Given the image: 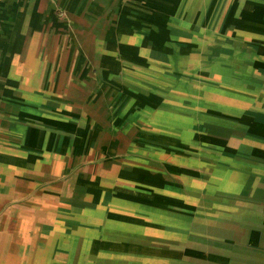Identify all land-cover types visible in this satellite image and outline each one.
<instances>
[{
	"label": "rangeland",
	"instance_id": "rangeland-1",
	"mask_svg": "<svg viewBox=\"0 0 264 264\" xmlns=\"http://www.w3.org/2000/svg\"><path fill=\"white\" fill-rule=\"evenodd\" d=\"M198 3L201 9L195 14H189L186 1L185 8L178 9L180 19L191 22L181 26L168 22L170 11L166 8L161 34L154 33L162 46H166L171 33L180 35L181 49L195 53L193 57L181 58V71H172L173 65L166 58L164 66H158L161 73L151 72L158 76L156 84L180 80L181 92L188 93L183 83L190 81L202 97L210 92L205 103L207 119L197 121L199 128L210 129L207 135L200 132L195 137L189 132L177 135L157 122L137 121L139 117L134 113L151 106L147 99L143 104L142 98L151 94L154 107L160 103L157 100L162 93L155 95L149 88L148 95L138 94L137 91L146 90L141 85L146 84L145 79L135 83L133 90L130 85L124 87L123 94H127L124 106L132 118L96 121L99 135L85 137V167L96 162H100L98 167L103 164L97 171L104 180L98 181L95 176L86 179L81 187L68 186L70 196L95 195L96 201L102 202L109 195L118 200L115 222L110 226L113 236L108 238L94 226L100 222L99 216L87 223L74 220L84 216L78 208L90 207L95 199L46 202L40 198H49L45 194L51 190L58 192L61 186L38 184L37 200L28 201L30 208L36 205L37 225L28 230L29 225L22 223L19 248L16 242L12 249L7 246L5 256L18 254L19 264H264V0H198ZM135 10L140 12L139 4ZM154 29L149 24V31ZM191 32L197 38L183 36ZM136 56L127 59L135 65L140 60ZM220 82L228 89L218 90ZM209 83L213 86L211 91ZM242 87L246 88V98L254 95L255 98L244 105L227 103H236L230 96L231 90ZM181 109L183 115L189 113L187 107ZM192 113L191 116L204 118L198 110ZM109 122L110 128L119 127L118 131L104 129ZM109 144L117 147L116 157L132 158L113 161L114 154L110 153L111 161L103 163L108 159L96 151L99 146L103 149ZM90 149L95 152L93 155L88 152ZM123 166L126 174L119 173ZM158 170L163 175L158 177ZM52 173L54 182L68 172ZM220 178L229 181L228 186L214 182ZM139 210L151 212L155 217L142 212L138 215ZM101 213L104 216L105 211Z\"/></svg>",
	"mask_w": 264,
	"mask_h": 264
},
{
	"label": "crops",
	"instance_id": "crops-1",
	"mask_svg": "<svg viewBox=\"0 0 264 264\" xmlns=\"http://www.w3.org/2000/svg\"><path fill=\"white\" fill-rule=\"evenodd\" d=\"M185 1L189 14L201 9L198 0ZM185 1L0 0V264H19L18 254L5 256L3 251L7 246L14 248L15 242L16 248H19L22 223L29 225L28 230L33 225L36 227V205L30 208L28 201L37 200L38 184L55 183L61 186L57 188L58 192L51 190L46 193L49 198H40L46 202H68L70 199L84 202L95 199L90 207L78 208L84 216L74 220L87 223V220L99 216L100 222H95L94 226L109 235L108 238L113 236L110 226L115 222L118 200L109 195L102 202H97L98 197L95 195L70 196L68 186L74 184L81 187L86 179L95 176H98V181H102L101 172L97 170L103 164L98 167L100 162H91L94 164L85 167V137L99 135L100 126L94 123L96 121H109L112 118L116 122L132 118L124 106L126 102L123 98L127 95L123 94L124 87L130 85L133 90L136 84L145 79L146 84L141 85H145L146 90L137 91L138 94L148 95L149 88L155 95L162 93L157 100L160 103L154 107L151 94L142 98L143 104L147 99L151 106L134 113L139 117L137 121L144 119L157 122L163 129L177 135L186 132L193 137L198 132L207 135L208 128H199L197 121L207 119L205 114L208 106L205 103L210 98V92H205L206 95L202 97L190 81L183 83L188 93L181 92L180 80L176 83L163 80L156 84L158 76L151 72L155 71L157 75L161 73L158 66L163 64V67L166 58L173 65L172 71H181V58L193 57L195 54L181 49L178 34L171 33L166 46L157 43L160 38L154 36V33L161 34L166 8L171 12H168L170 17L167 20L172 25L191 24L188 19H180L178 9L185 8ZM175 3L178 6L174 7ZM138 4L140 12L135 10ZM149 24L156 28L153 32L149 31ZM136 27L139 30H135ZM190 35L193 38L198 36L194 32L183 36ZM162 37L166 40L164 34ZM182 40L191 41L192 38ZM133 54L140 59L135 65L131 59H127ZM209 86L210 91L213 90L211 83ZM218 86L220 91L228 89L223 82ZM242 88L231 90L230 96L236 103H227L244 105L255 98V95L246 98V88ZM137 92H133L135 96ZM186 107L189 113L183 115L181 108ZM196 110L204 118L191 116ZM258 120L261 121V118ZM110 125V122L106 123L103 128L118 131L119 127L112 129ZM203 147L207 148L206 145ZM116 148L114 144L103 149L99 146L96 154L108 159L103 162L105 164L111 161L110 153L114 154L113 161L132 158L129 155L116 157ZM91 150L88 151L90 154ZM63 170L68 172L67 175L52 182V172L63 174ZM74 170L80 171L73 175L71 173ZM119 171L126 174L124 166ZM160 174L158 170L157 176ZM214 182L219 186H228L230 183L221 178ZM22 201H27V204H21ZM62 205L61 208H64ZM101 210L105 211L104 216ZM141 212L155 217L151 212L140 210L138 215Z\"/></svg>",
	"mask_w": 264,
	"mask_h": 264
}]
</instances>
